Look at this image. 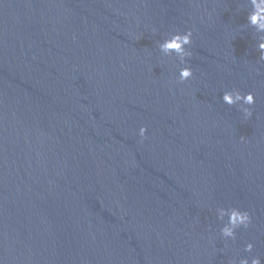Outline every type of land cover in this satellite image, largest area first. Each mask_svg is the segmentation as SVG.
<instances>
[{"label": "water", "instance_id": "1", "mask_svg": "<svg viewBox=\"0 0 264 264\" xmlns=\"http://www.w3.org/2000/svg\"><path fill=\"white\" fill-rule=\"evenodd\" d=\"M253 11L252 0H0V264H264ZM188 30L190 56L161 47ZM235 209L252 221L233 240L222 233Z\"/></svg>", "mask_w": 264, "mask_h": 264}, {"label": "clouds", "instance_id": "2", "mask_svg": "<svg viewBox=\"0 0 264 264\" xmlns=\"http://www.w3.org/2000/svg\"><path fill=\"white\" fill-rule=\"evenodd\" d=\"M254 11L249 15L248 20L253 25H258L260 30H264V0H252ZM192 43V31L188 30L184 33H176L170 40L164 42L161 46L165 51H176L177 53L181 54L182 57H187L191 55L190 51H185L184 45H191ZM259 49L262 52L261 59L264 60V43L259 45ZM193 76V71L191 67H186L181 70L180 79L181 81H186ZM242 99L239 93L235 94V100ZM246 103L254 104L255 103V96L253 93L249 92L244 97ZM224 100L226 102H233V95L232 93H226L224 95ZM245 117H251L252 113L250 108L244 109ZM147 129L145 127H141V136L143 137L146 133ZM252 218L248 211H242L240 209H235L232 211L229 217V224L230 226L225 227L223 229V236L235 239V229L237 228H248L251 224ZM253 244L249 242L246 245V250H251ZM240 264H249L247 259L241 260ZM251 264H260V260L258 258L252 259Z\"/></svg>", "mask_w": 264, "mask_h": 264}]
</instances>
